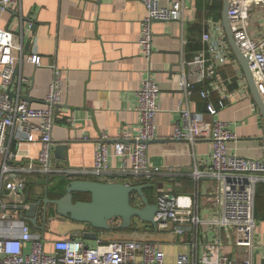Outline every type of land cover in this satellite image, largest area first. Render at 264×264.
I'll return each instance as SVG.
<instances>
[{
	"label": "crops",
	"instance_id": "obj_1",
	"mask_svg": "<svg viewBox=\"0 0 264 264\" xmlns=\"http://www.w3.org/2000/svg\"><path fill=\"white\" fill-rule=\"evenodd\" d=\"M161 4L168 6L169 2L163 0ZM144 11L143 3L138 0H19L8 6L0 13V28L11 31L22 44L21 58L16 62L10 87L11 98L26 101L34 107L43 106L54 69L62 70L61 100L52 130V162L56 167L89 168L94 161L95 141L101 133L108 135L110 151L112 142L122 133H130L133 137L139 134L137 91L143 80L150 76L158 83L160 94L155 138L147 147L148 160L152 166L170 168L173 175L150 181L136 180L133 185L155 184V188L143 190L151 203H154L157 189L191 196L197 201V217L208 221L214 211L207 204L205 194L213 192L216 180L202 176L195 179L190 174L211 162V142L207 135L212 122H227L236 135L237 138L228 143L231 153L263 158V120L233 53L234 61L217 69L228 95L223 106H219L222 95L217 91H211L206 99L201 98L199 91L209 87V80L194 83L188 99L178 86L180 78L188 75L184 62L192 60L207 47L202 35L209 32L215 40L222 30L224 32L223 1L184 0L179 19L154 21L149 59L142 55L138 43ZM247 26L250 36H264V4L251 14ZM31 54L40 57L39 65L26 60ZM244 84L249 90L248 95H241ZM207 103L217 109L215 114L207 111ZM251 104L255 105L254 109ZM185 107L201 118L199 137L194 143L173 139L174 125L180 123L178 111ZM70 118L74 124H70ZM85 136L89 140L85 141ZM38 149V142L17 145V139L13 138L9 152L17 151L21 156L15 161L3 157L0 166L4 162L12 167L22 166L29 161L28 157L36 158ZM33 161L36 163L35 159ZM109 162L114 167L122 164L115 156H111ZM19 178L25 184L22 190L10 192L4 186L0 189V203L5 206L2 211L6 210L13 219L12 224L5 223L0 227V233L15 236L21 222H26L33 233L41 235L48 253H53L55 240L66 237L82 239L88 246L96 240L107 243L143 239L155 242L164 252L165 264H176L179 254L186 255L189 261H197L206 243L219 240L221 251L232 264H244L246 249L235 246L233 230L208 222L192 225L184 234L178 235L170 227L158 229L134 219L129 229L101 231L93 239L83 236L91 230L88 224L54 214L44 221L39 213L37 225L44 229L37 230L22 218L29 202L43 197L46 192L52 195L55 183H65L68 178L10 172L4 181ZM58 190L59 195L63 194V190ZM80 195L83 194L76 196ZM254 217L252 262L264 264V183L256 187ZM119 223L114 220L111 224L116 227ZM29 249L30 243H25L23 250L28 252Z\"/></svg>",
	"mask_w": 264,
	"mask_h": 264
},
{
	"label": "built area",
	"instance_id": "obj_2",
	"mask_svg": "<svg viewBox=\"0 0 264 264\" xmlns=\"http://www.w3.org/2000/svg\"><path fill=\"white\" fill-rule=\"evenodd\" d=\"M18 1L0 0V13ZM138 1L143 3L145 9L138 43L142 55L149 59L152 53L153 22L179 19L184 0H167L168 6L161 4L163 0ZM263 4L264 0H230L228 17L233 39L247 60L255 87L264 104V36L252 37L247 28L251 14ZM202 40L207 43L206 49L192 60L184 62L188 67V75L180 78L178 86L188 99L192 95L194 83L209 80V87L200 90L199 94L206 99L211 91H217L222 95L219 102L221 107L228 95L217 69L234 61L232 52L223 30L215 40L211 39L209 32H205ZM21 54L22 44L11 31L0 28V159L4 157L15 161L20 158L17 151L9 152V144L13 138L17 139V145L39 144L36 158L28 157L29 161L24 165L12 167L5 162L1 164L0 189L4 186L6 190L15 192L25 187L20 178L16 181H4L10 172L61 175L68 178V181L84 179L121 182L126 185H133L136 180L150 181L156 177L173 175L170 168L152 166L148 160L147 147L155 138V117L159 110L160 94L158 83L150 76L143 80L137 91V110L140 113V131L137 136L122 133L118 140L112 142L110 151L109 137L101 133L95 141L91 167H56L52 162V130L56 122L55 111L61 100L63 73L60 69H54L43 106L34 107L26 101L13 100L7 91L13 83L15 65ZM26 60L35 65L40 64V57L36 54L28 55ZM239 76L243 80L242 73ZM241 91V95L249 94L245 84ZM251 107L254 109L255 105L251 104ZM206 109L212 115L217 111L212 103H207ZM178 112L180 123L174 125L173 139L194 143L199 137L201 118L186 107ZM68 121L74 124L73 118ZM207 137L211 142V162L200 171L196 168L190 175L195 179L202 176L216 180L213 192L205 194L207 204L213 208V216L208 221H202L196 215L198 206L194 198L157 189L154 195V203L157 205L154 217L156 227H170L178 235L202 222L231 228L235 246L246 249L243 263L253 264L254 201L257 185L264 183V157L254 158L231 153L228 143L237 137L225 121L214 120ZM83 139L87 141L89 137L85 136ZM111 156L120 158L122 164L119 167L112 166L109 162ZM131 203L141 205L136 194L131 196ZM4 207L0 203V227L5 223H13L10 214L6 210L2 211ZM25 243H30L28 252L23 250ZM43 243L40 234L33 233L28 223L21 222L17 235L0 233V264H165L164 252L155 242L143 239L107 243L96 240L93 245L88 246L82 239L66 237L53 242V253L46 252ZM176 264H232V261L221 251L220 241L214 240L204 245L197 261H189L186 255L179 254Z\"/></svg>",
	"mask_w": 264,
	"mask_h": 264
},
{
	"label": "water",
	"instance_id": "obj_3",
	"mask_svg": "<svg viewBox=\"0 0 264 264\" xmlns=\"http://www.w3.org/2000/svg\"><path fill=\"white\" fill-rule=\"evenodd\" d=\"M229 4L230 0H223L222 26L227 43L243 71L250 93L262 117L264 141V104L255 87L247 60L233 39L228 17ZM7 93L11 98L13 93L10 89H8ZM150 142H153V140ZM59 147L56 148L59 149ZM54 187L52 195H48L46 192L43 197L30 201L25 216L22 217L23 220L31 223L37 230L44 229L37 225V215L39 213L42 214L44 221L48 215L54 214L78 223L88 224L91 230L83 235L84 238L95 239L101 231L114 228L129 229L134 219L156 227L154 217L157 212V205L149 202V199L143 192L145 188H155V184L153 183L126 185L121 182L76 179L65 183L57 182ZM57 188L63 190V194L59 195ZM77 194L89 195V198L88 200L75 199ZM133 194L139 197L141 205L136 206L131 203V196ZM114 220L120 221L116 227L111 224Z\"/></svg>",
	"mask_w": 264,
	"mask_h": 264
},
{
	"label": "rangeland",
	"instance_id": "obj_4",
	"mask_svg": "<svg viewBox=\"0 0 264 264\" xmlns=\"http://www.w3.org/2000/svg\"><path fill=\"white\" fill-rule=\"evenodd\" d=\"M89 195L76 196L75 199L88 200Z\"/></svg>",
	"mask_w": 264,
	"mask_h": 264
},
{
	"label": "trees",
	"instance_id": "obj_5",
	"mask_svg": "<svg viewBox=\"0 0 264 264\" xmlns=\"http://www.w3.org/2000/svg\"><path fill=\"white\" fill-rule=\"evenodd\" d=\"M149 201H151V199L149 198Z\"/></svg>",
	"mask_w": 264,
	"mask_h": 264
}]
</instances>
